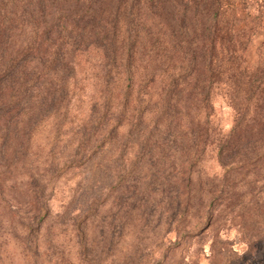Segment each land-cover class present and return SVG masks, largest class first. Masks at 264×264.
<instances>
[{
  "label": "rangeland",
  "instance_id": "obj_1",
  "mask_svg": "<svg viewBox=\"0 0 264 264\" xmlns=\"http://www.w3.org/2000/svg\"><path fill=\"white\" fill-rule=\"evenodd\" d=\"M258 15L252 4L245 20ZM76 81L84 88L73 92L64 122L37 123L29 135H20L27 127L18 125L14 137L3 136L14 129L1 123L0 264H264V180L250 190L235 187L233 211L208 219V190L225 176L221 163L263 145L255 129L220 157L208 148L190 173L182 172L192 148L186 96L163 110L154 90L146 104L128 105L107 143L88 150L96 143L80 144L77 132L98 108L89 99L98 88L85 75ZM232 90L213 88L214 138L231 128L232 112L220 95ZM198 196H205L204 206L181 216L185 201L193 206Z\"/></svg>",
  "mask_w": 264,
  "mask_h": 264
},
{
  "label": "trees",
  "instance_id": "obj_2",
  "mask_svg": "<svg viewBox=\"0 0 264 264\" xmlns=\"http://www.w3.org/2000/svg\"><path fill=\"white\" fill-rule=\"evenodd\" d=\"M252 4L260 15L245 20ZM263 16L264 0H0V126L14 129L3 136L19 134L18 125L27 127L20 135H29L37 123L64 122L73 92L84 88L77 85L80 74L98 88L89 97L98 108L77 132L80 144L100 141L92 151L110 140L129 104H146L158 90L169 109L184 91L192 148L182 172L190 173L210 147L218 157L234 149L253 129L263 144L221 163L225 176L208 190V219L215 223L225 209L233 211L235 187L250 190L264 180ZM223 84L233 85L220 95L232 125L214 138L213 88ZM204 197L193 206L185 201L179 214L197 213Z\"/></svg>",
  "mask_w": 264,
  "mask_h": 264
}]
</instances>
